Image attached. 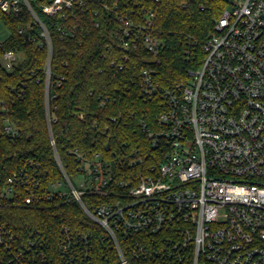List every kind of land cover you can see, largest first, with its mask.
Returning <instances> with one entry per match:
<instances>
[{
  "label": "built area",
  "instance_id": "built-area-1",
  "mask_svg": "<svg viewBox=\"0 0 264 264\" xmlns=\"http://www.w3.org/2000/svg\"><path fill=\"white\" fill-rule=\"evenodd\" d=\"M49 18L91 12L96 25L118 8L109 0H0V13L28 11L51 51ZM116 32L127 49L143 43L153 56L160 42L149 29L153 14L142 9L115 13ZM142 20V22H139ZM145 29L147 31H145ZM60 31V27L58 28ZM26 32L24 28L20 33ZM1 43V42H0ZM199 67L185 81L163 87L154 69L141 74L147 98H160L158 127L148 130L161 147L159 165L143 175L114 179L99 153L74 151L78 174L40 191L33 170L22 168L8 179L1 196L33 205L59 197L79 205L96 234L63 226L56 243L36 235L22 237L0 225V248L16 264H264V0H231L204 45ZM20 61L6 52L1 64ZM50 76V65H47ZM5 132L16 136L12 124ZM55 149V143L52 140ZM141 157L132 165L142 164ZM81 178L79 186L73 179ZM63 188V189H62Z\"/></svg>",
  "mask_w": 264,
  "mask_h": 264
},
{
  "label": "trees",
  "instance_id": "trees-1",
  "mask_svg": "<svg viewBox=\"0 0 264 264\" xmlns=\"http://www.w3.org/2000/svg\"><path fill=\"white\" fill-rule=\"evenodd\" d=\"M109 2H116L118 8L101 9L106 20L98 26L91 12L67 13L60 19L35 8L50 33V52L28 11L19 16L0 13L10 31L0 43V225L26 239L34 233L43 245L56 243L63 226L82 234L99 232L79 205L68 199L44 198L25 206L20 200L3 198L8 179L22 168L34 170L40 191L48 193L52 183L63 180L55 153L67 176L75 177L76 150L89 157L101 154L118 181L159 165L164 150L153 145L147 132L158 127L162 101L143 95L142 71L154 69L163 87L185 81L188 71L203 61L204 45L229 7V0ZM142 9L153 14L149 32L160 42L157 56L142 42L127 50L116 34L122 23L115 13L134 10L140 17ZM21 28L26 32L20 33ZM9 51L20 55L12 70L1 64ZM6 122L14 126L16 136L5 132ZM138 157L144 162L132 165ZM0 264H16L2 248Z\"/></svg>",
  "mask_w": 264,
  "mask_h": 264
},
{
  "label": "rangeland",
  "instance_id": "rangeland-1",
  "mask_svg": "<svg viewBox=\"0 0 264 264\" xmlns=\"http://www.w3.org/2000/svg\"><path fill=\"white\" fill-rule=\"evenodd\" d=\"M9 36H10L9 29L0 20V42L7 40ZM80 181H81V178L73 179L75 186H79Z\"/></svg>",
  "mask_w": 264,
  "mask_h": 264
}]
</instances>
